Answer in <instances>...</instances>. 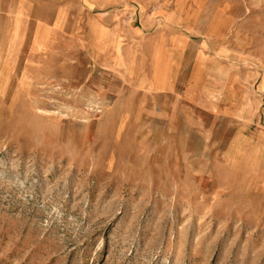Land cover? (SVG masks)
<instances>
[{
	"label": "rangeland",
	"instance_id": "374dc122",
	"mask_svg": "<svg viewBox=\"0 0 264 264\" xmlns=\"http://www.w3.org/2000/svg\"><path fill=\"white\" fill-rule=\"evenodd\" d=\"M139 1L157 28L195 0ZM202 3L206 19L218 6L224 58L264 88V0ZM36 40L53 50L51 35ZM18 64L0 82V264H264V149L241 144L229 166L220 149L215 171L201 143H166L151 119L126 115L117 75L83 55L75 72L51 62L19 76Z\"/></svg>",
	"mask_w": 264,
	"mask_h": 264
},
{
	"label": "crops",
	"instance_id": "0c3cea01",
	"mask_svg": "<svg viewBox=\"0 0 264 264\" xmlns=\"http://www.w3.org/2000/svg\"><path fill=\"white\" fill-rule=\"evenodd\" d=\"M40 1L0 0V82L7 74L10 83L18 61L23 63L19 76L26 70L31 77L30 71L36 74L43 63L78 71L83 55L91 67L117 75L126 115L151 119L154 131L166 133V143H201L202 160L216 164L215 171L220 149L227 147L228 166L241 144L250 151L264 149L259 72L239 70L224 58L218 44V6L206 19L202 0H195L182 9L177 22L158 16L163 24L151 28L139 0L112 17L92 12L112 0H84L91 12L85 15L73 0H51L49 10ZM125 13L130 20L122 18ZM38 32L54 37L53 50L50 44L46 50L35 49Z\"/></svg>",
	"mask_w": 264,
	"mask_h": 264
},
{
	"label": "bare ground",
	"instance_id": "6f19581e",
	"mask_svg": "<svg viewBox=\"0 0 264 264\" xmlns=\"http://www.w3.org/2000/svg\"><path fill=\"white\" fill-rule=\"evenodd\" d=\"M35 109L38 111V113L42 111V110H40V108H37V107ZM37 111H36V113H37Z\"/></svg>",
	"mask_w": 264,
	"mask_h": 264
}]
</instances>
